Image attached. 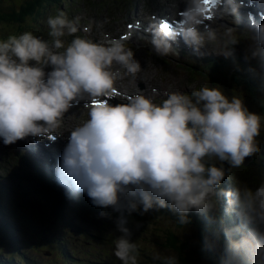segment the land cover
Returning <instances> with one entry per match:
<instances>
[{"label": "clouds", "instance_id": "clouds-1", "mask_svg": "<svg viewBox=\"0 0 264 264\" xmlns=\"http://www.w3.org/2000/svg\"><path fill=\"white\" fill-rule=\"evenodd\" d=\"M209 2L186 0L175 26L164 20L150 26L154 52L168 55L181 40L198 56L228 58L245 42L249 70L264 66V23L250 33L213 26L206 23ZM242 2L215 0L213 14L234 16ZM78 19L61 9L45 21L47 38L30 30L0 37V141L55 139L69 109L90 99L88 117L68 133L54 172L68 198L83 193L94 206L119 213L112 255L121 264H140L129 217L162 209L181 232L192 223L190 213L202 216L204 247L219 253L218 264H264V180L252 186L232 178L233 170L261 151L264 114L220 86L169 91L159 102L136 93L110 103L125 95L117 82L136 78L141 63L108 33L101 39L73 35L82 30ZM226 177L231 187L223 186ZM224 216L232 221L229 227ZM151 259L181 264L171 251L153 252Z\"/></svg>", "mask_w": 264, "mask_h": 264}, {"label": "rangeland", "instance_id": "rangeland-1", "mask_svg": "<svg viewBox=\"0 0 264 264\" xmlns=\"http://www.w3.org/2000/svg\"><path fill=\"white\" fill-rule=\"evenodd\" d=\"M34 1L36 3H40L41 1L43 3L45 2V10H49L50 15H54L58 10L62 9L70 18H79L78 24L82 30L73 35L101 39L104 33H108L110 36L121 39L126 48H131L133 50L135 58L141 63L142 73H144L142 77L143 80L140 78H136V80L131 77H125L119 80L117 82V87L121 89L120 92L125 94V98L116 96L109 101L110 103L123 102L124 99L136 94V91H141L140 94L151 95L159 102L169 91L190 92L194 88L198 89L203 86H208L211 82L204 83L202 78V72H208V68L201 64L199 60L200 57H212L215 61H228L230 63L234 53L233 48L232 55L228 58L217 56L212 53L198 56L193 53L191 48L182 43L181 46L183 48L177 50V48L174 47V50L168 55L160 56L152 49L150 43L151 35L148 34V27L146 28V33L134 32L132 30V26L141 20V22L150 27V25L159 22L162 18L178 15V12L185 7L186 0H72V8H68L65 4H55L52 11L47 7L49 0ZM29 2L28 0H0V13H8L11 16L20 18L26 14L25 7H27V3ZM239 15L240 16L236 15L235 18L232 16L233 19H231L230 16L217 17L214 15V18L207 20L206 23L213 24V26H234L240 33L254 32L256 26L253 27L251 31V27L246 25L245 19L243 18L245 14L239 12ZM223 18H225V20ZM2 19L3 18H1L0 21ZM35 21L37 20H35L34 17L29 18V22ZM40 22L44 24L41 28L44 31L41 30L40 36L47 38L45 19ZM3 23H7L12 30L15 26H18V23L11 24L2 22L0 24ZM83 29H88V31H84ZM245 29H247V31ZM0 37H5V33L1 29ZM65 39L69 41L72 39V36H66ZM212 46L214 47L216 45ZM235 66L236 65H233V67ZM117 67L119 66L114 65V68ZM262 79H264V76ZM262 79L261 76L260 79H257V81L260 82V88L264 86V80ZM213 84V86L222 87L227 95L232 96L224 86L219 84L215 85L216 83ZM239 93L244 99L246 106L250 107V111L264 114V94L262 91H257L258 97L256 93H251V91L246 88L239 89ZM250 93L256 100L250 97ZM90 102L91 100L87 98L81 100L78 104L69 109L63 117L58 132L62 130V132L67 133V135L63 133H59L61 135H58L65 139V142L62 143L61 141L59 144L61 148L58 147L61 152L65 146L63 144L67 143L68 133L71 129L87 119V105H90ZM66 117L70 118V121H67ZM63 127L66 129L63 130ZM30 138L32 137L24 138L23 143L25 144V141L31 143V141H29ZM18 141L15 142V144H17ZM26 145L29 146V144ZM8 147H11V149ZM43 148H46V146H42V149ZM27 150H30V148H27ZM24 151H26V146L25 148L17 149L13 148L10 144L5 145L0 141V182L5 180L4 178L6 176L10 178L6 179V182L10 186L9 189H0V209L2 210V212H0V258L2 260L0 264H21L19 258L25 259L29 257L32 258V264H47L46 262H49L48 264H60V261H56L55 255H51L48 252L49 249L47 247H45V250H48L45 252V255L36 250L37 239L40 237L41 231L43 232V227H45V230H48L45 232V242L50 238L47 222L52 212H49V206L46 203L44 209L43 206L34 199L36 195H40L38 192L39 178L35 174V168L31 170L32 165H29V162H31L29 160L30 158L35 159L36 155L30 157V154H24ZM48 157L50 156L48 155ZM50 159L52 158L50 157L49 160ZM252 161L253 156L247 157L245 159V162H247L246 167L243 165V167L233 170L232 178H238L248 182L252 186L256 185L255 182L258 184L257 176L259 171L255 170ZM49 163L50 161L48 163L47 160L45 161L44 166L46 170H54ZM55 163H57V161ZM225 167H228L226 163ZM251 167L253 169H250ZM27 173L28 175H26ZM31 181L32 185L30 186ZM52 181L55 182L56 177H54ZM223 186L231 187V182L227 177L224 180ZM32 192H35L36 195ZM27 195H29V197H27ZM83 196L86 197V201L90 205L94 206L87 195L83 194ZM95 207L100 212L95 217L94 221L89 218L85 219L86 216L81 219L73 217L71 221L80 226L83 231L82 233L87 237H90L89 229L95 232V237L99 242L100 248L106 247L109 251H112L114 247L112 240L115 236L109 233L110 228L106 223L113 217H110L107 212L112 213L116 211L111 207ZM7 212L9 214L5 215ZM102 212L104 215H101ZM169 213L167 209H162L156 215L149 211L143 215L133 213L129 217L132 239L137 240L140 246V264H154L151 259L153 252L159 251L165 254L169 251L175 252L170 249L167 244L168 234H174V232L178 242L179 240L183 242L184 236L191 244L187 246V243H184L187 246V255L185 259L181 261V264H218L213 261V258L219 256V253L204 247V218L192 212L190 215L194 222L181 232L178 230L177 226L168 219L170 218ZM117 214L119 215L118 212ZM221 215L223 216V207H221ZM77 220H80V222ZM197 221L202 226V230L197 229ZM231 223L232 221L224 216L225 227H229ZM52 228L64 232L63 225L59 223L53 224ZM114 230H117L116 226ZM20 231L25 233V237L21 238ZM118 235H120V233L117 230L116 236ZM41 237L44 238L43 236ZM24 238L27 239L26 242L29 244L28 246L27 244H23ZM78 238L79 236H77V240ZM51 248L53 249V247ZM199 248L203 249V256L198 253ZM73 254H75L77 259H83V252L80 250V247H78L77 253ZM111 260L115 261L117 264H121L114 255H112Z\"/></svg>", "mask_w": 264, "mask_h": 264}, {"label": "trees", "instance_id": "trees-1", "mask_svg": "<svg viewBox=\"0 0 264 264\" xmlns=\"http://www.w3.org/2000/svg\"><path fill=\"white\" fill-rule=\"evenodd\" d=\"M24 1H27V0H24ZM28 1H30L29 3H27L30 5V7L28 5H27V7H25L26 14L20 18L11 16L8 13H0V19L3 18L0 21L1 23L2 22H8L11 24L12 23H18V26H15V28L13 30L7 23L6 24L3 23L1 26V30L5 33V36H7L9 34L19 33V31L22 32L28 28L32 29L35 32V34H37V32L39 30H41L39 28L37 22H38L41 14H43L44 12L46 14L48 12V10H45V2L43 3L41 1L40 3H36L34 0H28ZM69 1L70 0H49L47 7L52 11L55 4L63 5L65 3V5L68 8H72V6H73L72 0L70 2ZM30 17H34V19L37 21L29 22L28 18H30ZM45 17H46V15H45ZM203 60L207 61V62H211V63H216L214 60L208 59V58L203 59ZM237 65L239 67V70H237L239 77L236 80L238 82H244V84H247L249 86V88H253L254 90L258 91V89L260 87V82L257 81V77L254 74H252L251 72L248 71L249 62H246L244 60L243 55L240 57V60H239ZM263 140L264 139H261V149H264ZM254 161H253V163H254ZM258 162L260 165L259 170L260 171L263 170L262 172H258L257 179H258V183H259L260 180L262 179V175L264 173V153L263 152L260 153ZM241 167H243V166H241ZM244 167H246V166L244 165ZM255 184H257V183L255 182ZM7 189H9V188H7ZM50 194H52V193L50 192ZM58 203H60L63 207V209H61V215H60L59 222L63 225V227H66V230L68 229V226H72L75 229V232L65 233V234L71 238H72V236H70V235H74V234L81 235V232H83L81 230V227L78 225H75L70 219H67V217L69 215L78 217L79 215L82 214L79 211H77L78 206L71 204L69 202L67 205H65L64 202H61V201H58ZM79 205H82V204H79ZM0 212H2L1 209H0ZM150 212H152V214H154V215H156L158 213V212H154V211H150ZM8 214L9 213L7 212L5 215H8ZM136 214H139V213H136ZM168 219H170V218H168ZM193 222L194 221L192 220V223ZM197 229H199V230L203 229L198 221H197ZM43 230H44V232L41 231L40 237L37 239L36 250L40 251L42 254L45 255L46 254L45 252L48 251V250H45V247H47L49 249L48 252L51 255L56 254L55 255L56 261H60V264H77V263H75V260H77V258H75V254H73V253L71 254L69 249L67 248V245H66L67 237L63 234H60V235H62V237L58 238V237H53V234L52 235L49 234L50 238L48 239L47 242H45V232L47 230H45V227L43 228ZM174 234H175V232H174ZM174 234L173 233L168 234L167 244H168V247L170 249L174 250L175 253H177L179 255L180 260L183 261V259H185L186 255H187L186 249H187L188 244H190V242L187 241L184 236H183V242L180 240L178 242L177 237ZM20 236H21V238L25 237V233L20 231ZM41 236H43L44 238H42ZM23 240H24L23 244H27V246H28L29 244L26 242L27 239L24 238ZM57 240H59V247L57 249L59 251V253H57L56 249L51 248V247H54L53 242L56 243V245H57ZM184 243H187V246ZM75 253H77V252H75ZM198 253L203 256V249L199 248ZM85 254H86V252H85ZM86 255L89 256V253H87ZM105 256L108 257L105 262H102V261L101 262H92V264H117L115 261L111 260L110 255H105ZM31 259H32L31 257L25 258V259L19 258V260L21 261L20 262L21 264H32ZM213 261L215 263H218V256H216V258H213ZM0 262H2L1 258H0ZM46 263L48 264L49 262H46ZM79 264H89V263H88V260H85L84 262H80Z\"/></svg>", "mask_w": 264, "mask_h": 264}, {"label": "bare ground", "instance_id": "bare-ground-1", "mask_svg": "<svg viewBox=\"0 0 264 264\" xmlns=\"http://www.w3.org/2000/svg\"><path fill=\"white\" fill-rule=\"evenodd\" d=\"M71 1V0H70ZM69 1V2H70ZM150 1V0H149ZM249 1H251V2H253V3H255L261 10H263L264 11V5L263 4H259V3H257L255 0H249ZM65 4V3H64ZM210 6V5H209ZM127 9V8H126ZM125 9V10H126ZM121 12V11H120ZM158 13V12H157ZM75 16V15H74ZM176 16H178V15H176ZM77 17V16H76ZM231 17V19H233L232 18V16H230ZM224 20H225V18H223ZM142 21V20H141ZM141 21H138L137 23H135L133 26H132V30L134 31V32H142V33H144V32H146V28L148 27L149 28V25L147 26L145 23H143V22H141ZM232 21V20H231ZM155 25V24H154ZM154 25H150V26H154ZM42 31H44V30H42ZM41 31V32H42ZM20 32V31H19ZM148 34H150L151 35V32L150 31H148ZM146 69H148V68H146ZM143 75H144V73H142V71H141V73H139V75L136 77V78H140L141 80H143L142 79V77H143ZM136 78H133V79H136ZM137 80V79H136ZM145 82V81H144ZM136 93H141V91H136ZM119 102H121V101H119ZM66 120L67 121H70V118H67L66 117ZM66 128L65 127H63V130H65ZM60 133H63L62 132V130H60L59 131ZM40 141H42V139H40ZM45 142H49L48 140L47 141H45ZM51 144L53 143V142H50ZM28 146V145H27ZM30 148H32L31 146H30ZM26 152H28L27 150H26ZM52 156H53V154H52ZM56 157H59V154H57V156ZM50 158V157H49ZM41 225V224H40Z\"/></svg>", "mask_w": 264, "mask_h": 264}]
</instances>
